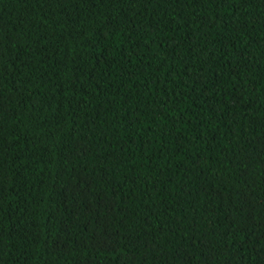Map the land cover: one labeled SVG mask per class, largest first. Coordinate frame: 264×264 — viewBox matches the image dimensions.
<instances>
[{
    "label": "trees",
    "instance_id": "obj_1",
    "mask_svg": "<svg viewBox=\"0 0 264 264\" xmlns=\"http://www.w3.org/2000/svg\"><path fill=\"white\" fill-rule=\"evenodd\" d=\"M0 264H264V0H0Z\"/></svg>",
    "mask_w": 264,
    "mask_h": 264
}]
</instances>
